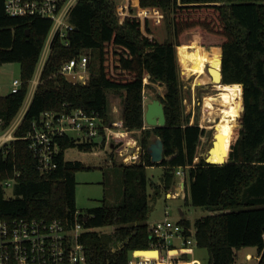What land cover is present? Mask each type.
<instances>
[{"label":"trees","instance_id":"obj_1","mask_svg":"<svg viewBox=\"0 0 264 264\" xmlns=\"http://www.w3.org/2000/svg\"><path fill=\"white\" fill-rule=\"evenodd\" d=\"M139 5L157 7L166 16L165 41L143 34L138 18L121 22L115 0H76L67 15L72 29L54 36L40 83L17 131L25 134L45 111L80 107L99 113L109 124L108 93H123V124L129 132H140L141 160L119 164L121 202L88 207L83 213L76 207L75 174L91 167L66 159L65 151L103 148V132L100 146L97 141L76 144L67 136L60 138L57 168L47 174L40 173L27 142L14 140L7 156L0 153V219H61L70 226L78 221L85 229L80 242L87 264H128L132 251L151 250L155 241L148 230L149 186L154 196L160 195L177 181L175 171L180 167L186 176L184 206L206 213L193 222L196 246L208 251L205 264H236L237 251L245 247H255L261 254L258 264H264V0H139ZM51 26L47 18L8 15L0 0V66L19 63L23 81L18 92L0 96L5 125L20 111ZM145 30L150 33L147 22ZM204 45L220 48L222 83L242 85L245 103L243 123L239 127L233 123L224 135L223 164L202 157L195 161L205 130L189 122L182 104L177 49L199 46L203 50ZM83 53L89 56L88 79L69 82L59 72L61 65ZM145 82L165 87L164 97L157 96L164 105V127H144ZM151 132L163 142L159 162H152L148 151ZM153 166L163 170L160 183L152 185L147 169ZM15 171L20 175L12 196L6 197L3 182ZM178 223L190 236L189 219L182 215ZM102 227L111 229L95 230Z\"/></svg>","mask_w":264,"mask_h":264},{"label":"built area","instance_id":"obj_2","mask_svg":"<svg viewBox=\"0 0 264 264\" xmlns=\"http://www.w3.org/2000/svg\"><path fill=\"white\" fill-rule=\"evenodd\" d=\"M4 3L5 12L10 16H35L52 21L49 39L45 47L46 51L42 57L40 56L34 71L35 77L32 78L33 80L31 79L30 101L36 86L40 83L41 71L48 58L49 47L54 36H64L72 29L67 15L76 0H4ZM124 19L121 18V22ZM88 61L89 56L83 53L78 58L65 61L59 72L65 77L67 75L74 76L75 83H86L89 76ZM22 83L21 77L14 79L11 83L10 93L18 92ZM29 101L24 106L25 110L20 114L17 113L7 125L4 124V120L0 116V153L7 156L11 147L10 143L14 140L26 141L41 174H47L57 168L56 158L60 153L58 140L63 136L72 139L76 144H93V142L99 141L102 132L105 134V141L110 136V139L117 143H120L119 141L129 134L121 116L107 124L99 113L88 112L81 107L62 112L45 111L39 119L30 123V128L25 134H17ZM123 146L124 144L120 145V147ZM118 151L125 164H135L141 160L140 145H136L131 152H128L127 149L123 151V148ZM197 160L198 157L195 161ZM175 173L180 177L177 184L183 192L184 170L179 167ZM19 175L20 172L15 171L10 178L4 180V188L6 190L13 188ZM178 195L181 194L175 192L172 197ZM84 230L83 225L78 221L70 226L61 219L49 221L35 218L0 219V264H87L85 246L80 242V235ZM148 230L152 238L155 239L151 243V250L157 251L158 256L147 259L136 255V251H132L128 264H173L169 256L171 250L197 244L194 230H191L190 236H186L178 220H172L167 211L163 218L151 223Z\"/></svg>","mask_w":264,"mask_h":264},{"label":"rangeland","instance_id":"obj_3","mask_svg":"<svg viewBox=\"0 0 264 264\" xmlns=\"http://www.w3.org/2000/svg\"><path fill=\"white\" fill-rule=\"evenodd\" d=\"M117 14L118 17L124 19L126 17L138 18L142 22L141 31L143 34L148 37H152L157 41L163 42L167 39L168 32V19L166 16L160 11L159 8L154 6H148V8H142L139 5V0H115ZM139 14V17H137ZM145 22L148 24V29L150 33H146L145 30ZM50 32L48 33V35ZM48 37V36H47ZM49 37L47 38L45 45L43 47L41 57L43 53L46 51V45ZM203 50L200 48H193L196 56H216L220 55L222 51L218 47H211L204 45ZM177 48V47H176ZM178 51V49H177ZM220 51V52H219ZM179 52L177 53V61H178V69L180 70V80L182 81L183 87V100L182 104L184 107L185 115L189 114V122L191 124L196 123L201 128L205 130V133L201 136V143L198 147L197 157L199 161L200 157L206 158L209 154L210 148L214 145V131L216 124L219 123L216 113H211L212 109L216 107V104H212V101L206 100L207 96H217L219 93L220 83L211 82L208 76H202V84H195L194 80L196 78L195 75H186L182 74V70L180 69V56ZM35 75L33 76L34 79ZM148 77V76H147ZM20 78V65L17 62H8L0 66V96H6L10 93L11 83L14 79ZM32 79V80H33ZM32 80L30 81L28 92L26 94L25 100L20 108L18 114L21 111L25 110L24 106L29 101L31 94V86ZM242 87V85H241ZM123 93L119 92H109L108 100L111 107V121L116 120L119 116L122 115V95ZM165 87L160 85L158 82L148 83L145 82V86L143 89V106L145 111V104L151 102L152 99L157 98V96L164 97ZM32 96V95H31ZM209 102V103H208ZM237 106H242V91L240 100L235 102ZM114 106L118 107V111L114 113ZM217 109V108H216ZM243 109V107H241ZM121 114V115H120ZM243 111H241L240 116H242ZM240 116L236 117L234 121L228 122L223 126V137L225 134L230 132L231 125L233 123H238ZM146 125V124H145ZM144 125V126H145ZM239 127V124L237 125ZM148 128V126H146ZM150 128V127H149ZM152 129V128H150ZM140 132L134 130L133 132H129L128 135L122 138L120 143L112 141L110 136L106 139L105 144L103 142L97 141L100 146L103 143L105 146L99 149H93L92 151H80L77 148H69L65 151V157L69 160H77L81 159L86 165L90 166L91 169L82 170L76 174V207L82 213L88 207L99 206L102 203H106L108 205L111 204H119L122 200V188L123 181L120 173L119 164L123 163L121 157L119 156L120 149L123 148L131 152L135 149L136 145H140L139 142V134ZM155 134L153 132L150 133L149 141L153 143V139L155 138ZM116 143V144H115ZM121 144H124L123 147H120ZM98 146V147H99ZM106 153L109 162L104 157L103 153ZM206 155V156H205ZM80 161V160H78ZM162 166H153L148 167L147 169V177L150 180V184H159L161 181V173ZM178 176V175H177ZM185 176V173H184ZM186 178V176H185ZM180 180L179 176L177 181H175L169 189H162L160 191V195L154 196L153 187L148 188V193L150 196L149 204L151 206L150 209V219L149 223L155 222V220H160L165 216V211L169 212V217L172 220H178L182 218V215L189 219V222L192 223L191 229H193V222L196 218L205 215L206 213L199 208L186 207L183 204V200L186 196V193L181 192L180 187H178V181ZM175 192H180V196L172 197V194ZM6 197L12 196V188L6 190ZM184 212L181 215L180 211ZM110 227H102L96 228L97 232H108L110 231ZM187 253V259H177L174 264H205L208 259V251L205 248L197 247L196 245L188 246L184 249ZM154 253L152 250H147ZM143 250H138L137 255H140ZM244 250L239 251V255L243 254ZM170 258H172V254L170 253ZM155 258V255H154ZM176 258H174L175 260Z\"/></svg>","mask_w":264,"mask_h":264},{"label":"bare ground","instance_id":"obj_4","mask_svg":"<svg viewBox=\"0 0 264 264\" xmlns=\"http://www.w3.org/2000/svg\"><path fill=\"white\" fill-rule=\"evenodd\" d=\"M180 56V69L182 74L195 75V84H202L201 77L208 76L211 82L218 83L219 71H220V55L216 56H196L193 51V47L185 46L178 49ZM220 52V51H219ZM219 93L217 96H207L205 99L212 101V104H216L217 117L219 123L215 126L214 136L217 140L216 146L212 149L210 153L211 160L222 163L226 158L224 155L225 150V139L223 137V126L228 122H232L236 117L240 116L241 106L236 105V101L241 98L242 87L239 84H222L219 88ZM209 103V102H208ZM206 156V155H205ZM138 251L135 252L137 255ZM147 259H152L158 256V252L143 250L140 254ZM162 264V263H160Z\"/></svg>","mask_w":264,"mask_h":264},{"label":"water","instance_id":"obj_5","mask_svg":"<svg viewBox=\"0 0 264 264\" xmlns=\"http://www.w3.org/2000/svg\"><path fill=\"white\" fill-rule=\"evenodd\" d=\"M26 32L28 33V30ZM219 68H220V71H219L218 83L222 84L221 62H220ZM66 79L72 83L76 82V78L74 76H71V75H67ZM242 103H243V99H242ZM145 106H146V108H145L144 117H143L144 123L150 128H152V127H164L166 125V123H165L164 105L162 104V102L158 98H154L151 100V102L147 103ZM244 108H245V103H243V110H244ZM238 121H239L238 122L239 125L241 126V124L243 123V115L240 116ZM214 139H215V136H214ZM216 142H217V140L215 139L214 145L210 148L209 154L206 156V161L211 163V164H223L226 159H224V162L218 163V162L211 160V157H210V153H211L212 149L216 146ZM148 151H149L150 157L152 159V162H159L162 158L163 142L158 137H156L153 140V143H151L149 145ZM179 211L182 215L183 212L180 209H179Z\"/></svg>","mask_w":264,"mask_h":264},{"label":"crops","instance_id":"obj_6","mask_svg":"<svg viewBox=\"0 0 264 264\" xmlns=\"http://www.w3.org/2000/svg\"><path fill=\"white\" fill-rule=\"evenodd\" d=\"M134 2V0H133ZM139 16V14H138ZM190 47H193V48H199V46H190ZM180 48V47H179ZM178 48V49H179ZM49 52V51H48ZM209 57V56H208ZM221 58V57H220ZM149 77V76H148ZM220 87V86H219ZM32 98V97H31ZM31 100V99H30ZM30 102V101H29ZM146 105V104H145ZM114 113H116L118 111V107L117 106H114ZM212 113V111H211ZM217 113V112H216ZM121 115V114H120ZM122 117V115H121ZM218 118V117H217ZM147 125H145L144 127L146 128ZM149 128V127H148ZM133 132V131H132ZM156 138V137H155ZM154 138V139H155ZM153 139V140H154ZM104 157L106 158L107 161L111 162L109 160V158L107 157L106 153L104 152ZM66 158V157H65ZM67 159V158H66ZM77 160H80V158H78ZM82 162V161H81ZM112 163V162H111ZM78 173V172H77ZM76 173V174H77ZM76 174H75V177H76ZM180 178V177H179ZM180 181V180H179ZM178 181V182H179ZM180 194V192L178 193ZM179 196V195H178ZM150 225V223H149ZM179 244V243H177ZM185 248H182V247H177V248H174L173 250H171L169 252V254L171 253L172 254V261H173V264L176 263V261H178L177 259H187V253L186 251L184 250ZM244 250V253L241 255H239V251H242ZM237 251V259H236V264H258V261L260 260V257H261V254H258L257 253V250L255 247H245L244 249H241ZM170 256V255H169ZM174 258H176L174 260Z\"/></svg>","mask_w":264,"mask_h":264},{"label":"flooded vegetation","instance_id":"obj_7","mask_svg":"<svg viewBox=\"0 0 264 264\" xmlns=\"http://www.w3.org/2000/svg\"><path fill=\"white\" fill-rule=\"evenodd\" d=\"M216 112H217V109H216V107H214V108L212 109V113L215 114ZM216 116H217V113H216Z\"/></svg>","mask_w":264,"mask_h":264}]
</instances>
